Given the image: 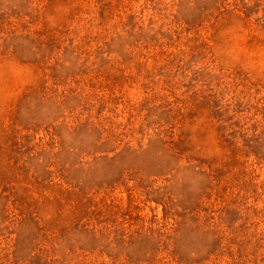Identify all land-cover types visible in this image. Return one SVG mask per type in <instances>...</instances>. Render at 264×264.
I'll return each mask as SVG.
<instances>
[{"label":"rangeland","instance_id":"obj_1","mask_svg":"<svg viewBox=\"0 0 264 264\" xmlns=\"http://www.w3.org/2000/svg\"><path fill=\"white\" fill-rule=\"evenodd\" d=\"M0 264H264V0H0Z\"/></svg>","mask_w":264,"mask_h":264}]
</instances>
